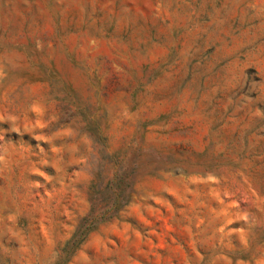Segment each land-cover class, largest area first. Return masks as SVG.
Wrapping results in <instances>:
<instances>
[{
    "label": "rangeland",
    "instance_id": "374dc122",
    "mask_svg": "<svg viewBox=\"0 0 264 264\" xmlns=\"http://www.w3.org/2000/svg\"><path fill=\"white\" fill-rule=\"evenodd\" d=\"M0 264H264V0H0Z\"/></svg>",
    "mask_w": 264,
    "mask_h": 264
}]
</instances>
